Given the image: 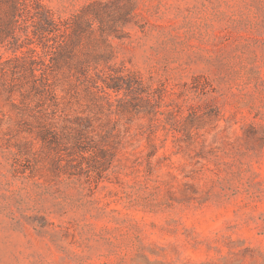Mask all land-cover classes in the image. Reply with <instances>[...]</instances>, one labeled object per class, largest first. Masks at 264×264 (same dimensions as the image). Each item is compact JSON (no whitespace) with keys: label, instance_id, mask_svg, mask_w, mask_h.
<instances>
[{"label":"rangeland","instance_id":"rangeland-1","mask_svg":"<svg viewBox=\"0 0 264 264\" xmlns=\"http://www.w3.org/2000/svg\"><path fill=\"white\" fill-rule=\"evenodd\" d=\"M44 3L84 28L76 60L142 87L42 68L62 107L120 132L99 185L59 176L39 143L20 154L33 78L1 48L0 264H264V0Z\"/></svg>","mask_w":264,"mask_h":264},{"label":"trees","instance_id":"trees-1","mask_svg":"<svg viewBox=\"0 0 264 264\" xmlns=\"http://www.w3.org/2000/svg\"><path fill=\"white\" fill-rule=\"evenodd\" d=\"M82 29L78 21L56 19L44 0H0V50L10 52L11 59L23 60V70L33 78L23 83L21 91L30 101L23 103L19 126L32 138H23L25 149L20 154L30 156L35 143H39L50 155L52 172L69 178L85 176L99 185L116 155L120 132L105 131L100 119L90 113L62 107L42 68L67 66L70 72L85 76L102 94L99 96L111 95L110 91L134 95L142 87V80L138 73L120 67H93L88 61L76 60L75 43ZM5 62L8 60L0 54V65ZM149 90L145 92L150 102L155 96ZM153 149L152 154H156L155 146Z\"/></svg>","mask_w":264,"mask_h":264}]
</instances>
